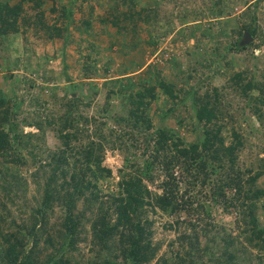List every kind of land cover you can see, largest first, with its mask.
Masks as SVG:
<instances>
[{"label":"trees","instance_id":"16d2710c","mask_svg":"<svg viewBox=\"0 0 264 264\" xmlns=\"http://www.w3.org/2000/svg\"><path fill=\"white\" fill-rule=\"evenodd\" d=\"M46 1L50 6L45 5ZM84 1L16 0L10 3V0H0V59L2 55L8 58L9 42L16 35L20 34L22 40L27 41L30 26L34 35L40 34L48 41L61 38L64 46L76 43L75 49L86 53L77 77L64 73L63 80L69 83L71 92L56 97L52 88L48 94L51 105H58V108L51 109L43 119L32 114L33 122L25 121L41 133L46 127L50 128L58 139L57 147L46 149L45 159L35 153V149L40 148L37 141H28L36 135L25 133L23 141L20 132L12 129L16 123L9 122L8 116L17 111L23 95L15 101V91L9 88L7 92L0 86V191L7 198L10 190L15 194V188L25 181L13 173L19 164L24 163L22 157L12 152L19 144H28L29 154L34 161L38 160L37 170H47L42 192L37 195L38 202L26 209L24 219L7 224L3 216L4 205L1 204L0 264H117L113 262L115 256L121 258L120 264H149L156 248L149 237L151 222L146 217L145 206L157 208L166 216L177 217L197 210L207 213L203 208L207 201L210 206L222 203L223 208L236 209V232L231 235L222 227L225 235L219 237V242L210 237L209 251L193 256V248V252H187L189 256L185 257L173 250L170 257L155 258L152 264H249L255 254L259 261L256 264H264V224L259 225L256 216L257 206L264 204V189L256 185L264 167L256 171L242 169L237 161L238 152L244 146L243 134L236 130L234 122L228 120L234 113L223 101V90L211 82L215 77H223V88L245 99L243 108L248 106L259 126L264 128V70L257 67L255 57L247 59L249 64L239 68H234L235 64L228 59L229 52L240 53L246 49V45L239 41L242 30L251 39L261 33V27L255 24L258 17L249 12L258 1L246 4L243 9L246 11L242 10L236 16L234 27L231 24L237 34L234 41H218L210 46L214 55L223 60L221 67L209 60L199 64L206 72L195 67L187 72L177 62V68H172L173 80L162 71V67H169L172 59L158 68L151 64L144 72L145 79L136 77L134 82L129 77L136 75V68L141 63H121L122 69L118 70L116 77L108 78L106 86L109 87L103 94L90 80L99 72L94 55H98L101 49L94 42L86 44L85 41L90 40L84 39L83 35H69L68 25L73 23V11ZM124 1L125 10L111 9L110 19H100L103 30L114 26L113 36L120 38L109 41V44L119 43L120 47L114 53L136 47L141 41L137 34L141 33L143 24V31L151 34L162 21L157 24L155 18L149 20L143 11L131 10L132 6ZM130 1L136 3V0ZM211 1L210 9L214 10L219 23H223L220 15L225 10L230 15L233 6L224 0ZM46 10L52 16L46 14ZM49 17L53 18L54 24H47ZM260 19L264 22L263 17ZM58 22L60 25H56ZM179 22L183 23V20ZM85 24L80 27V34L90 33L89 20ZM108 62H114L113 56L107 57L101 66L102 75L110 69ZM16 67L15 63L0 64L4 80L14 83L15 89H18L19 82L26 84L28 104H39V94L31 95L36 83L25 77L14 78ZM46 78V81L51 79ZM123 78H126L125 82ZM175 80L187 81L186 86L176 87ZM80 84L88 85L83 87L82 93L77 92ZM47 87L45 82L38 91ZM87 89L91 90L90 93L85 92ZM99 93L103 96L101 105L98 106L97 101L89 103L90 95L95 97ZM159 97L170 105L158 111V120L163 122L166 118H173L178 126L182 121L173 110L177 103L189 100L194 109V124L201 129L199 139L185 142L175 130L167 128L165 122L162 125L152 122L150 104ZM111 100H115L114 105ZM90 106L95 108V113L87 115L84 109ZM88 127H91L90 131ZM105 146L123 151L138 150L130 156L124 155L123 168L118 170V180L114 183L115 190L111 188L113 183L108 182L111 170L102 164ZM215 174L219 177L216 178ZM156 179L159 180L156 189L151 191L146 183L153 184ZM104 180L109 185L102 190L98 183ZM231 188L234 193L226 195ZM9 200L14 202L13 198ZM79 203L84 207L81 212L74 213ZM89 213L94 215H87ZM85 223L89 224L88 229ZM85 234L91 236L88 246L89 251H94L92 255L86 256V252L77 249ZM215 247L218 251H214ZM117 248L119 254H115ZM74 251H78V258L73 255Z\"/></svg>","mask_w":264,"mask_h":264},{"label":"rangeland","instance_id":"374dc122","mask_svg":"<svg viewBox=\"0 0 264 264\" xmlns=\"http://www.w3.org/2000/svg\"><path fill=\"white\" fill-rule=\"evenodd\" d=\"M15 1L16 0H10V3ZM122 1L85 0L81 7L76 8V10L73 11V23L68 25V30L70 31L69 35L71 34L74 37H76V35H83L84 39L90 40L85 41L86 44L94 42L97 44L98 48L101 49L98 55H94L95 59H97L96 65L99 67V72L93 75L90 80L101 89L102 94L109 87V85L106 86L108 78L116 77L118 70L122 69L120 66L121 63H141L140 67L136 68V75L129 77L130 80L134 82L136 81V77L145 79L144 72L151 67V64H154V66L158 68L162 67V64L169 63V60L172 59L174 60L169 63V67H162V71L168 79L173 80L172 68H177V62L179 63L178 65L180 68L187 72L190 68L193 69V67L200 69L199 64L209 60L213 61L215 65L221 67L223 65V60L214 55L211 45L218 41H222V43L225 41L227 43V41L235 40L237 34L235 30L233 31L232 26L234 27L233 23L235 22L236 16L244 9L246 4L252 1L258 2L255 7L251 6L249 12L255 15V17H258V20H255V24L261 27V33L247 43L242 44L240 42L241 45H246V49L240 53L229 52L230 55L228 59L233 61L235 64L234 68H239L238 66L245 67L249 64L247 59L255 57L257 58V67L264 70V22L260 19L261 17L264 18V0H224L229 6H233V10L230 15H228L226 10L220 15L223 23H219L220 21L215 17L213 12L214 10L210 9L213 5L211 0H136V3H133L130 0H125L124 4L129 3V5L132 6L131 10L135 12L139 10L141 11L140 13L143 11V15H146L149 20L155 18L157 24L161 20L162 21L159 26L155 27V30L151 34L143 31L145 26V24H143L140 29L141 33L137 34L141 41L136 47L126 51L122 50V52L119 49L117 53H114V50L120 47L119 43L109 44V41L112 40L109 36H113L115 27L107 26L106 30L105 27L103 30L100 19H110L111 9H117V11L125 10ZM45 5L48 7L50 6V3L46 1ZM245 11L246 9L243 10V12ZM45 13L52 16V13L47 10ZM169 19H171V22ZM180 19L183 20V23L179 22ZM86 20H89L90 33L80 34V27L86 26ZM46 22L50 25H52V23L54 24L53 18L50 17ZM56 25H60V22L56 23ZM75 27H78L77 31L75 30ZM29 28L30 29L26 33L27 41H23L22 36L18 34L11 40V42H9L10 45L7 52L8 58H5V56L2 55L0 64L15 63L17 67L16 70H13L15 75L14 78L20 80L21 77H25L36 83L37 87L32 89L31 95L39 94V104L30 106L25 91L26 84L22 82L17 83L18 91V89H15L14 83L6 81L7 79L4 80L2 70H0V86L5 90L7 89V92L9 88L13 89L15 91V101H18L21 95H23V102L18 104L17 111L14 114L10 113L8 116V118H10L9 122L16 123V127L12 129L17 130L18 134L20 132L21 140L23 141L24 138L22 136H24L25 133L32 132L33 135H36L28 141H30V143L37 141L40 148L35 149V153H38V157L41 159H45L47 152L46 149L57 147L59 144L58 139L50 128L46 127L41 133L34 126L26 124L25 121H32V114H38L42 117L41 119H43L44 116L48 115L51 109L58 108V105H51L52 103L50 98H48V94L52 91V88H54L53 91L56 97H61L64 93L71 92L72 88L69 83L63 80L64 73H67L74 78L77 77V70L80 69V66L84 62V55L86 53L84 54L83 50L78 51L75 49L76 43L64 46L62 45L63 41L58 37H54L52 40L48 41L43 39L40 34L34 35L32 32V26ZM105 31H108L107 33L110 34L106 35L107 33ZM231 31L232 33L230 34ZM243 33L246 32L242 30L239 41L241 40ZM117 38H119V36H117ZM6 42L8 43V41ZM195 43L197 46L194 45ZM249 45L251 46L249 47ZM61 50L63 51V55H61ZM79 52H82V56ZM112 56L115 63L108 62L110 64V69L102 75L101 73H104V70H100L101 66L106 61L107 57ZM200 70L206 72L205 69ZM47 76L51 78L49 81H46ZM122 81L125 82L126 78H123ZM45 82L48 86L47 89L38 91V87L44 85ZM84 82L87 81L85 80ZM211 82L212 85L223 90V101L234 113L232 118H229L228 120L234 122L236 124L234 125L236 130L243 134L244 146L238 152L237 161L242 169L249 168L252 171H256L263 168L264 128L259 126L254 115L250 113L248 106L243 108L245 105V99H242L232 91L227 92V89L223 88V77H215ZM173 83L176 87H179V85L186 86L187 81L183 80L178 82V80H175ZM86 86L88 85L83 86L80 84V86H78L79 88H77L78 90L76 89L77 92H84L83 87L85 88ZM76 90H74V92ZM90 91V89L85 90L86 93H90ZM10 94L12 93H9V95ZM90 96L89 103L97 101L99 103L98 106L101 105L103 96L100 93L95 95V97L92 95ZM162 100L163 99L159 97L150 104L149 114L151 115L152 122L155 125H162L163 122H165L166 126H168L167 128L175 130L185 142L199 139L198 134L201 129L194 124V109L189 100H186L183 103H177L173 110V114L182 121V126H178L173 118H171V115V119L166 118L163 122L158 120V111L161 110V108H167V106L170 105L169 102H163ZM111 103L114 105L115 100H111ZM9 104L11 105L12 103L9 102ZM84 110L87 115L95 113V108H92L91 106ZM90 129L91 127L87 128L88 131H90ZM29 150L31 149L28 144L26 146L19 144V146H16V148L12 150L13 153H16V156L22 157L24 161V163H21L16 167L13 173H16L25 181L20 187L18 186L15 188V194L10 190L8 192L9 194H6L7 198L4 196L5 194L0 191V207L1 204L4 205V208L2 207L4 209L3 216H5V222H7V224L10 221L17 222L20 221V219H24L27 212L26 209L32 207L38 202L37 195H40L42 192V184L44 183L47 170H37L38 160L34 161L29 154ZM132 152L138 153V150L130 148V151H123L105 146L102 164L109 167L111 170V176L108 179V182L110 181L113 183L111 186L112 189H116L114 183L118 180V170L123 168L124 155L130 156ZM215 177L218 178L219 176L215 174ZM158 181L159 180L156 179L153 184L149 182L146 184L151 191H154ZM106 184L108 183H106L105 180L102 182L99 181L98 183L102 190L107 188ZM256 185L264 189V173L257 177ZM233 190L234 188H231L230 192L226 190L228 191L226 195L234 193ZM10 198H13L14 202L10 201ZM262 201L264 202V197L262 198ZM83 207L84 204H77L74 213L81 212ZM223 207L222 203L212 204V206H210L207 201L203 206L207 213L197 210L196 213L191 212L188 215L182 213L175 217L166 216L157 208L151 209L149 206H145L147 209L146 217L151 222L149 225V237L151 239V244L156 248L155 256L149 264H152L155 258L161 256L166 258L170 257L173 250L176 252L178 251V254L180 255H186L185 257L189 256L187 255L188 253L193 252V248H195L193 256H199L200 252L204 250L209 251L207 246L212 245L209 240L210 237L213 236L215 238L214 241L219 242L221 241L219 237L225 235L221 230L222 227L227 233L230 232V234L233 235L236 232V220L238 219V215L235 213L236 209H233L230 206L227 208ZM55 214H57V212ZM87 215L93 216L94 213H89ZM256 216L258 224L263 225L264 204L262 207L257 206ZM85 225L87 227L86 229H88L89 224L85 223ZM84 232L87 233V231ZM90 237L91 236L86 234L83 235L82 240L77 244L79 252H86V256L94 253V251H89L90 247L88 246V239L90 240ZM97 247L98 245L96 243L95 248L97 249ZM214 251H218L217 247L214 248ZM77 254L78 251L73 252V255L76 258H78ZM115 254H119V248L116 249ZM256 257V254L255 256H251L253 262L249 264H256V262H259ZM204 259L205 257L203 256V260ZM113 262L120 264L121 258L115 256Z\"/></svg>","mask_w":264,"mask_h":264},{"label":"water","instance_id":"95a60500","mask_svg":"<svg viewBox=\"0 0 264 264\" xmlns=\"http://www.w3.org/2000/svg\"><path fill=\"white\" fill-rule=\"evenodd\" d=\"M250 40H251V37L247 33H243L240 42L243 44V43H247Z\"/></svg>","mask_w":264,"mask_h":264},{"label":"crops","instance_id":"0c3cea01","mask_svg":"<svg viewBox=\"0 0 264 264\" xmlns=\"http://www.w3.org/2000/svg\"><path fill=\"white\" fill-rule=\"evenodd\" d=\"M109 37H110V39H115V38L118 39V40L120 39V38L114 37L112 35H110Z\"/></svg>","mask_w":264,"mask_h":264}]
</instances>
